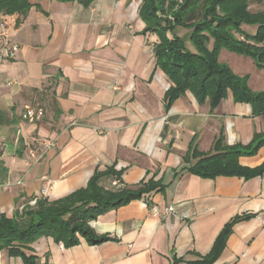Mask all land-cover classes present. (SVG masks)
Instances as JSON below:
<instances>
[{
    "label": "crops",
    "instance_id": "1",
    "mask_svg": "<svg viewBox=\"0 0 264 264\" xmlns=\"http://www.w3.org/2000/svg\"><path fill=\"white\" fill-rule=\"evenodd\" d=\"M29 2L24 16L0 13V214L11 217L45 186L48 201L64 197L96 169L113 167L127 188L152 180L160 189L90 221L110 240L65 246L44 235L25 253L39 264H187L210 252L224 225L248 215L232 224L212 264H264V174L203 178L187 171L194 160L186 157L192 146L210 152L220 131L227 144H247L263 117L230 92L213 110L189 90L168 103L171 82L156 66L158 39L144 32L142 0ZM248 10L264 12V0H249ZM218 61L264 91V68L249 56L222 48ZM36 99L44 114L30 123L23 113ZM47 140L54 145L44 147ZM239 162L260 165L264 145ZM151 205L175 213L154 216ZM0 264L24 263L2 249Z\"/></svg>",
    "mask_w": 264,
    "mask_h": 264
},
{
    "label": "trees",
    "instance_id": "2",
    "mask_svg": "<svg viewBox=\"0 0 264 264\" xmlns=\"http://www.w3.org/2000/svg\"><path fill=\"white\" fill-rule=\"evenodd\" d=\"M77 1L86 6L93 0ZM248 3L249 0H142L139 14L146 25L144 32L155 33L158 39L153 47L156 66L171 82L166 90L168 103L189 90L197 102L207 99L213 110L230 92L234 102L249 104L252 116L261 115L264 120V91H252L246 76L234 74L218 61V52L224 48L249 56L256 67L264 68V12H250ZM30 7L29 0H0L3 14L24 16ZM244 24L256 26L255 32L243 31ZM178 27L189 30L191 48L177 34ZM263 145L264 127L247 144H227L220 131L210 152H200L196 146L190 148L186 157L194 161L187 171L203 178L247 179L262 175L264 162L247 167L240 164L239 158L256 154ZM119 174L113 167L96 169L84 187L64 197L53 201L41 197L34 205L16 210L11 217L0 214V250L7 249L10 255L21 257L24 264H39L25 250L41 236H51L65 246L77 244L79 237L92 245L110 240L107 235H98L90 221L98 214L160 189L152 180L142 182L135 189L114 185ZM105 181H109V186H104ZM247 217L237 216L229 221L217 235L210 252L187 264H212L222 251L232 224Z\"/></svg>",
    "mask_w": 264,
    "mask_h": 264
},
{
    "label": "built area",
    "instance_id": "3",
    "mask_svg": "<svg viewBox=\"0 0 264 264\" xmlns=\"http://www.w3.org/2000/svg\"><path fill=\"white\" fill-rule=\"evenodd\" d=\"M181 1L182 0H178V2H181ZM16 49H17V46L13 45V46H11L10 49H8L7 52H8V54H11ZM43 114H44V111H43L42 107H39V106L33 107L30 105H27L25 107V110L23 113V118L30 123H34V122L40 121L43 117ZM228 140L231 141L230 138ZM43 145H44V147L48 148L50 146H53L54 142L47 140V141H44ZM113 184L117 185V186H119V185L121 186V184H119V181H117V180L113 181ZM46 192H47V187L45 186L41 190V197H44L46 195ZM37 199H38L37 197L32 198L30 201V205H34L36 203ZM150 213L154 216H159L160 214H164V215L174 214L175 208L173 205H169V206L163 207V209H160L157 205H151L150 206Z\"/></svg>",
    "mask_w": 264,
    "mask_h": 264
},
{
    "label": "rangeland",
    "instance_id": "4",
    "mask_svg": "<svg viewBox=\"0 0 264 264\" xmlns=\"http://www.w3.org/2000/svg\"><path fill=\"white\" fill-rule=\"evenodd\" d=\"M177 33L179 34V36H181L183 38V40H185V44L187 46V43H189V41H188L189 30L184 31L182 28L178 27L177 28ZM211 46H212V43H211ZM219 52H220V50H219ZM219 52H218V55H219ZM247 84H248V77H247ZM37 101H39V99H36V101H34V103H32L30 106H33V107L39 106V105H36ZM211 149H212V145H211Z\"/></svg>",
    "mask_w": 264,
    "mask_h": 264
}]
</instances>
